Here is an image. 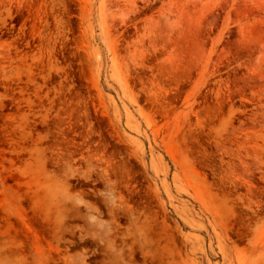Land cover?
Masks as SVG:
<instances>
[{
    "label": "rangeland",
    "instance_id": "obj_1",
    "mask_svg": "<svg viewBox=\"0 0 264 264\" xmlns=\"http://www.w3.org/2000/svg\"><path fill=\"white\" fill-rule=\"evenodd\" d=\"M0 264H264V0H0Z\"/></svg>",
    "mask_w": 264,
    "mask_h": 264
}]
</instances>
